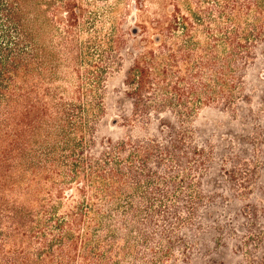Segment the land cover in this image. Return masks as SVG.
Wrapping results in <instances>:
<instances>
[{
	"label": "trees",
	"instance_id": "16d2710c",
	"mask_svg": "<svg viewBox=\"0 0 264 264\" xmlns=\"http://www.w3.org/2000/svg\"><path fill=\"white\" fill-rule=\"evenodd\" d=\"M171 2L130 47L80 0H0V264H264V0Z\"/></svg>",
	"mask_w": 264,
	"mask_h": 264
},
{
	"label": "rangeland",
	"instance_id": "374dc122",
	"mask_svg": "<svg viewBox=\"0 0 264 264\" xmlns=\"http://www.w3.org/2000/svg\"><path fill=\"white\" fill-rule=\"evenodd\" d=\"M81 3L89 10H97L100 14L106 15L107 22L114 20L116 26L120 29V33L124 34L127 45L140 47L146 44L147 47L156 46L152 41L158 35L160 28L168 23L167 13L172 8L171 0H80ZM94 4V5H93ZM184 9V6H182ZM109 23L106 25L110 27ZM157 37V36H156ZM159 37V36H158ZM132 50H128L130 52ZM130 64V58L127 54L118 59V63L113 66L109 74L106 76L107 85L105 100L107 104L106 117L114 120L119 115V110L115 107L116 102L123 98L122 80L124 78L125 69ZM260 72L255 71V76ZM264 76V72L261 73ZM71 91V90H70ZM121 101V100H120ZM126 105V104H125ZM112 121V124L115 121ZM117 127L112 128V131ZM105 130V129H104ZM224 264H235L236 259L231 256L229 251L223 253ZM180 264V263H177ZM190 264H210L204 258L196 259Z\"/></svg>",
	"mask_w": 264,
	"mask_h": 264
}]
</instances>
